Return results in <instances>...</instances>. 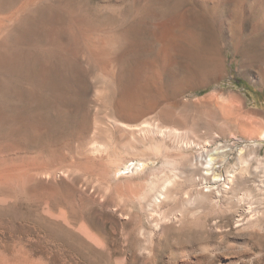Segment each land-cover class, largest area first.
Returning <instances> with one entry per match:
<instances>
[{
    "label": "rangeland",
    "instance_id": "1",
    "mask_svg": "<svg viewBox=\"0 0 264 264\" xmlns=\"http://www.w3.org/2000/svg\"><path fill=\"white\" fill-rule=\"evenodd\" d=\"M149 3L147 16L139 0L0 1L9 64L0 68V80L13 93L0 94V264H264V0ZM47 13L70 19L89 61L83 68L97 96L82 109L68 103L64 111L62 105L41 110L32 100L55 98L58 60L51 39L40 33ZM163 17L181 22L182 37L166 57L152 42ZM104 38L107 45L96 52ZM109 57L116 60L115 77L103 79L99 64ZM43 65L44 87L36 81ZM75 68L62 67L68 83L75 82ZM132 92L134 114L144 116L136 123L121 119L127 125L150 123L183 136L187 127L179 118H196L198 140L214 139L222 151L213 171L220 185L196 161L200 150L189 145L192 139L187 148L166 149L155 136L144 149L141 174L120 171L124 155L130 159L122 153L116 159L105 116ZM94 142L105 151L88 152ZM165 180L172 181L168 197L155 204L152 189Z\"/></svg>",
    "mask_w": 264,
    "mask_h": 264
},
{
    "label": "bare ground",
    "instance_id": "2",
    "mask_svg": "<svg viewBox=\"0 0 264 264\" xmlns=\"http://www.w3.org/2000/svg\"><path fill=\"white\" fill-rule=\"evenodd\" d=\"M139 1L141 3V7H140L141 13L149 16V14L151 13V11H150L151 10L150 9V3L149 2H151L152 0H139ZM67 6L70 7V5H67ZM63 7H64V4H63ZM61 9L63 10L62 7H61ZM64 9H66V8H64ZM21 11H19V12H21ZM36 11H37V9H36ZM57 13H58V15L60 14L59 12H57ZM55 15H57V14H55ZM60 15H62V14H60ZM58 18H59V16L57 17V16H54V14L51 15L49 13L42 15V18L40 19L42 25L44 23H46V22L47 23H50L52 20H55L56 21L57 26H59L60 24H62V25L60 26L61 27V29H60V27H56L55 25H53L51 23H50V25L46 23V27H44L46 29L43 28L40 33H41V37L51 39V41H52L51 44H52V46L54 48V51L56 52V56H57V60H58V65H56V67H57L58 73L56 74L57 75L56 76L57 78H56V83L55 84L58 85V84H61V83L63 84L64 83L66 86H65V88L58 89V88H55L56 85H54L53 86L54 88L51 89L50 91H52L54 93L55 98H53L51 100L44 99V98H39V99H36L34 97L33 98L31 97V98H32L33 101L35 100V103L37 105L35 108L38 107L37 109H41V110H44V109L45 110L46 109H52V110L53 109H56L57 110V108L62 105L63 107L62 106L61 107L63 108V111H64V107H65L66 104H67V107H68V103H70V105H71V107L73 109H78V108L79 109L80 108L82 109V107H83V105H84L85 102H87L88 100L90 101V100L96 98L97 91H96V89H93L94 87H93V85L91 83L90 77H89L88 73L85 71V69L83 68V65L89 63V61H87V58L85 57V55L83 56L84 53L82 54V51L80 50L79 40H78L79 39L78 38L79 36H77L76 33L75 34L73 33L74 31L72 30L71 26L69 25L70 24L69 23V21H70L69 18L70 17L68 18L69 20L65 19V16L60 17L59 20H58ZM156 24H157V22H156ZM47 25H49V26L47 27ZM74 26H75V24H74ZM4 28L5 27H4L3 23H2V21L0 20V34H2ZM154 28H153V30H155ZM180 28H181V22L178 21V20H176V19H174V21L168 20L165 17H163L162 19H159V23L157 24V31L155 30L154 34L152 35V42H153V48H154L153 51L156 54L157 53H160V54H163V55L164 54L167 55L168 54L167 48H169V45L172 42L177 41L180 37H182V36H180L178 34V33H180V30H181ZM21 34H22V32H21ZM88 39H90V38H88ZM108 40H109V38L108 39H105L104 38L103 41H100V42H102L101 45L98 44V43L95 44V47H94L95 49L94 50H96V52H98L101 49H103L104 48V45L105 46L107 45L106 42ZM92 41H94V40H92ZM42 44H45V42L42 43ZM91 44H92V42H91ZM3 49L4 48L2 46V41L0 40V68H2V69L5 70V68L8 69V67H7V64L8 63H6L7 60H8L7 59V55L8 54L5 53V51ZM95 54L97 55V53H95ZM109 58H107V61H105V63L99 64L100 65L99 68H98L99 75L103 79H113L115 77V69H116L115 66H117V65L115 64L114 61H116V60H113L112 57L110 59ZM157 58H158V56H157ZM63 60L64 61L67 60L66 62L69 63L70 65L72 63H73V66L75 65V67H76L75 70H74L75 71V77H74L75 78V82H73L74 81L73 80L72 83H68V80L66 79V76L64 75V72L62 70V67H64V65L66 64V62H64ZM96 60H97V58H96ZM160 60H162V59H160ZM68 61H71V63L68 62ZM98 62H96V63H98ZM164 65H165V62H164ZM161 68H162V66H161ZM46 71H47V68H46V66L43 65L42 67H40L39 71L36 73L37 74L36 75L37 84L38 85H42L43 87L46 85V82H47V76H46L47 75L46 74L47 72ZM173 77H172V79H173ZM176 78H177V76H176ZM175 82H174V84H175ZM10 88L11 87H9L6 82H3L2 80H0V94L3 97H10L11 94H13V93L10 92V90H11ZM140 91H141V89H140ZM52 92H51V94H52ZM135 93L132 92V95L131 94H125L124 96L119 97L117 99V102L115 104V107H113V110H112V113H111L112 115L111 116H105L107 118L109 117L112 120L110 123H112L113 129H114V132H115V138H114L115 144L114 145H116V147L118 149L117 152L114 151L116 153L115 154L116 159H119V158L121 159V157L119 156V153H122V155L123 154H126L127 156H129L128 159H130L129 161H126L125 155H124V160L126 162L125 161L124 162H121V164L122 163L123 164H122V166L119 167L120 171L124 175H130V174H132V175L139 174L140 175L141 174L142 169H143V165L146 163L145 160L149 156V155H147L148 153L146 154V152L144 151V149H145V147H146L147 144H150V143L152 144L153 140L156 138L155 136H159L160 137L161 142H159V143H160L161 146H163L166 149L167 148H170V149L187 148L188 144H187V142L185 143V141L192 139L193 141H191V142L189 141L190 142L189 145L190 146L193 145L196 149L200 150L199 153H198V157L196 158V161H198L200 164L203 162L204 165H206L205 166V169L207 170V172L213 173L214 169L218 168L217 167V161H218V158H220L219 154H221L222 151L219 149V146H216V147L213 146L214 145V142H215L214 139L205 140V141H199L198 140V137L196 136V120H195L196 118H194L193 116L192 117L194 119L191 118L189 121H187L185 119V117H183L182 115H180V117L182 116L181 118L178 117L179 118V121H180V124H184V126L187 127L186 128V132H185V134L183 136H181L179 133L177 134L173 130L172 131L171 130H165V129L163 130V128L161 129V128H158L157 126L154 127L150 123H148V124H146L144 126H140V127L137 126L136 127V126H130L129 124L127 125L124 121H122L121 119H125V121L132 122L133 123V121L135 122V120L137 118L144 116L143 113H140V114H137V115L134 114L135 113L134 110L137 108L136 106H138V105H137V103L132 104L131 103V100H134V101L136 100L135 98H137L138 94L136 95ZM54 95L53 96L51 95V97H54ZM148 98H150V97H148ZM159 98H161V97H159ZM163 98H165V97H163ZM229 102L230 101H227L226 100V103H229ZM145 104H147V103H145ZM167 105H166V107H167ZM171 105H169V106H171ZM166 107H165V109H163L164 110L163 115L165 114V115H167L170 118L173 114L170 111V109H167ZM153 108H154V104L152 106H150V104H148V108H147L146 111H150ZM173 109L174 108L172 107V111H173ZM115 110H117V113L115 112ZM146 111H144V112H146ZM123 116H125V117L122 118ZM31 123H33V122H31ZM257 124H259V123L257 122ZM259 126H260V124H259ZM31 127H32V130L34 132H38V131L41 130L42 124L41 123L40 124L39 123H34V124H31ZM5 129H7V127ZM259 129H260V127H259ZM29 133H30V135L32 134L31 131H29ZM38 134H40V133H38ZM260 136H261L262 139H264V133H262ZM211 146L213 147V149L209 150L207 147H211ZM102 148H103V145H101L98 142H94L86 150H88V152H90V151L91 152H95V151L99 152L98 150H102ZM154 149H156V148H154ZM102 151H105V148ZM117 165H120V164H117ZM207 172H206V174H208ZM213 175L214 176H213L212 181H217V179H218L219 176L217 174H215V172L213 173ZM100 177H98V178H100ZM227 177H228V180H230V178H231L230 175L227 176ZM61 179H62V181L66 182V181H68L67 179H69V177H67L66 175H61ZM171 182L172 181H170V180L169 181H166L165 184L161 187V189L159 188L160 190H158V189H152V191H155L156 192V193L155 192L153 193V194H155V196H154L155 198L153 197L154 198L153 201H154L155 204L162 203L163 200L167 199L168 195L166 197V194H165L166 192L165 191L167 190V188L169 186H171V184H172ZM73 186H75V185H73ZM212 189H215V188H212ZM132 190H131V192H132ZM154 203H153V205H155Z\"/></svg>",
    "mask_w": 264,
    "mask_h": 264
},
{
    "label": "built area",
    "instance_id": "3",
    "mask_svg": "<svg viewBox=\"0 0 264 264\" xmlns=\"http://www.w3.org/2000/svg\"><path fill=\"white\" fill-rule=\"evenodd\" d=\"M220 176V175H219ZM220 178V177H219ZM220 182V181H219ZM218 183V182H217ZM220 185V183H218Z\"/></svg>",
    "mask_w": 264,
    "mask_h": 264
}]
</instances>
